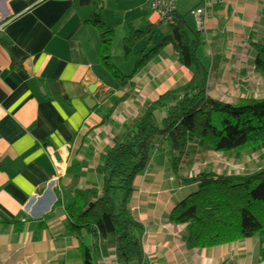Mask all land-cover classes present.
<instances>
[{
	"label": "crops",
	"instance_id": "crops-1",
	"mask_svg": "<svg viewBox=\"0 0 264 264\" xmlns=\"http://www.w3.org/2000/svg\"><path fill=\"white\" fill-rule=\"evenodd\" d=\"M192 1L190 9L200 0ZM177 2L181 13L189 0ZM208 11L203 35L212 58L207 92L219 100L225 98L218 91L229 92L226 98L239 97L240 88L253 86L252 73H257L251 42L264 35V0H217ZM93 15L114 31L111 58L112 51L118 57L119 49L125 67L135 51L137 60L163 37L153 36L160 23L149 0H0V264H79V241L88 246L94 242L86 229L79 236L70 234L63 206L55 205L73 181L66 174L71 160L88 164L74 187L100 185L91 163L97 164L104 147L111 145L116 129L100 125L101 109L109 106L110 96L119 97L129 88L120 87L99 62ZM146 24L152 26L151 38L140 40L125 60L123 39ZM190 78L171 47H163L130 79L133 95L116 108L113 124L134 117L144 102ZM86 138L98 146L104 140V146L97 150ZM59 165L65 169L60 177ZM195 190V184L182 186L171 176L160 153L135 178L128 206L144 227V264H264L258 236L210 248L188 247L186 226L168 217ZM95 264L120 263L108 251Z\"/></svg>",
	"mask_w": 264,
	"mask_h": 264
},
{
	"label": "trees",
	"instance_id": "trees-1",
	"mask_svg": "<svg viewBox=\"0 0 264 264\" xmlns=\"http://www.w3.org/2000/svg\"><path fill=\"white\" fill-rule=\"evenodd\" d=\"M205 1L200 0L188 14L192 16V11L203 8ZM210 2L204 9L205 26L208 10L217 0ZM176 3L169 33L135 61L129 75L121 73L112 61L114 31L96 15L90 20L99 33L101 66L120 87L129 88L119 97L110 96L109 106L101 109L100 125L112 124L118 130L111 145L100 153L93 170L101 179L100 185L70 187L61 192L55 203L64 208L70 234L79 236L86 229L94 239L91 246L79 241V264H95L96 258L108 251H112L118 263L144 264V227L133 217L128 203L135 178L149 168L160 150L166 157L169 173L180 185H196V190L178 201L168 217L171 223L186 226L188 247L210 248L258 236L264 259V97H238L230 103L208 94L212 63L207 68L197 57L198 47L205 43L206 28L201 31L194 18L195 26L191 27L185 12H177ZM151 29L146 24L144 30H136L123 39L125 60L140 40L150 37ZM251 45L256 52L254 71L264 75V35ZM165 46L171 47L177 62L191 73L190 80L154 101L144 102L139 112L122 124H113L111 117L116 108L133 95L130 79L155 60ZM198 148L236 157L257 153L262 166L253 173L217 175L202 171L184 177L180 174L182 159L187 149L194 152ZM87 165V160H71L66 174L75 182Z\"/></svg>",
	"mask_w": 264,
	"mask_h": 264
},
{
	"label": "rangeland",
	"instance_id": "rangeland-1",
	"mask_svg": "<svg viewBox=\"0 0 264 264\" xmlns=\"http://www.w3.org/2000/svg\"><path fill=\"white\" fill-rule=\"evenodd\" d=\"M193 1L189 0L187 2V5H185L184 11H181V13L185 12L186 21L190 24L191 27L195 26L193 17L188 14V10H190V5ZM178 3V2H177ZM176 6L180 5V2ZM190 7V8H189ZM192 17V18H191ZM169 33V28L167 24L160 23L154 28L153 36L154 38H159L161 35L165 36ZM119 34V32H118ZM204 40V39H203ZM205 41V40H204ZM208 43H203L198 47L197 50V57L201 60V62L205 65V67H209L211 63V53L209 49ZM138 50V49H136ZM120 50L118 49V57L116 53L112 51L113 55V63L115 64V67L119 69V71L123 74H129L132 72L133 66L135 64V60L138 57L136 54V51L132 55V59L129 61L128 67L124 66V61L119 57ZM118 58V59H117ZM131 66V68H130ZM130 70V71H129ZM252 85L245 88H240L241 94H239V97H245V96H256L258 98L264 97V75L260 73H252ZM116 85V83H115ZM175 88V87H174ZM215 90V88H214ZM227 91H224V93H220L219 91L216 94H222L225 99H222V101L226 102H235L237 97V94L233 96L232 98H226L228 96ZM214 94V92H212ZM212 94V95H213ZM222 97V98H223ZM133 117V115L131 116ZM113 133L116 132L118 129H112ZM103 136H106L104 134ZM92 138V137H91ZM86 138V143L91 142L95 147L101 148L104 146V140L100 144V146L96 145L97 141L95 139ZM162 150L157 151L156 153H161ZM76 155L81 156L82 151H75ZM185 157L182 159V163L180 165V173H183L184 176H192L195 174H198L202 171H213L217 175L223 174V173H235V174H244V173H253L255 170L260 168L262 166L261 161L258 158V154L254 153L252 155H246V154H240L239 157H236V155H223L221 153H216L208 150H204L202 148L196 149L194 152L192 149H187ZM96 162L91 163V166L95 167ZM75 182L74 180L69 183L70 187H74ZM125 264V263H120Z\"/></svg>",
	"mask_w": 264,
	"mask_h": 264
},
{
	"label": "built area",
	"instance_id": "built-area-1",
	"mask_svg": "<svg viewBox=\"0 0 264 264\" xmlns=\"http://www.w3.org/2000/svg\"><path fill=\"white\" fill-rule=\"evenodd\" d=\"M177 0H149L150 2V11L156 15V22L158 23H164V24H173L174 18L172 17V13L174 12V6ZM212 2L210 0L205 1L203 8L196 9L192 11V16L195 20V23L197 27L203 31L205 22L203 18L204 9L209 7ZM52 159L56 161V158L52 156ZM65 172L64 167L58 166V173L59 177L60 175H63ZM57 177V178H59ZM56 178V179H57Z\"/></svg>",
	"mask_w": 264,
	"mask_h": 264
},
{
	"label": "water",
	"instance_id": "water-1",
	"mask_svg": "<svg viewBox=\"0 0 264 264\" xmlns=\"http://www.w3.org/2000/svg\"><path fill=\"white\" fill-rule=\"evenodd\" d=\"M87 101H90V102H92L93 100L92 99H88ZM88 105V107H90V105L89 104H87Z\"/></svg>",
	"mask_w": 264,
	"mask_h": 264
}]
</instances>
